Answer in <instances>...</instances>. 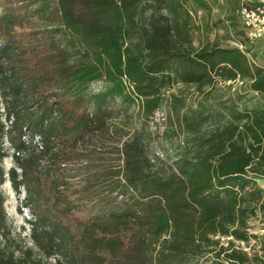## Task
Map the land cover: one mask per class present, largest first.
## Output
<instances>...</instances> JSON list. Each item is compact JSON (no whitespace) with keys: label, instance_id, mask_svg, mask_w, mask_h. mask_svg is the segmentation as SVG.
I'll list each match as a JSON object with an SVG mask.
<instances>
[{"label":"trees","instance_id":"trees-1","mask_svg":"<svg viewBox=\"0 0 264 264\" xmlns=\"http://www.w3.org/2000/svg\"><path fill=\"white\" fill-rule=\"evenodd\" d=\"M189 1L0 0V185L25 191L38 250L13 233L0 188V264H204L215 236L246 238L264 210V70L238 47L196 49ZM219 78L250 83L205 103ZM174 83L203 99L165 98ZM166 99L160 134L149 120Z\"/></svg>","mask_w":264,"mask_h":264},{"label":"rangeland","instance_id":"rangeland-1","mask_svg":"<svg viewBox=\"0 0 264 264\" xmlns=\"http://www.w3.org/2000/svg\"><path fill=\"white\" fill-rule=\"evenodd\" d=\"M205 2L208 6L207 8L199 6L192 0L187 3V7L193 16L191 36L194 47L200 49L204 46H211L213 44H217L221 48L238 47L245 53L248 59L253 57L260 60L261 55L264 52V42H252L247 38L243 29L241 17L238 13L240 0H205ZM23 30L24 29L22 28H18L17 31L22 32ZM217 81L218 90L212 95L211 99L205 100V103L207 104L215 102L216 96L223 94V91H227V89L234 92L237 88H241L245 91L248 89L247 85L250 83V80H245L243 84L229 83L220 78L217 79ZM102 86L103 84L100 83L93 87L94 89L99 90ZM207 89H209V86L206 87V90ZM171 94L183 96L185 98L186 107L191 105L197 106L199 101L203 99L202 94L198 92L194 85L186 86L182 83H174L172 88L166 91L165 98H170ZM116 101L117 100H113L112 102ZM239 106L243 108L242 102H239ZM186 107L184 109H186ZM160 109V118H163V113L164 118H166L165 124H163V127L166 129L168 125V115L171 110L170 101L167 99L164 100ZM160 122H162V119ZM183 137L184 135H182L180 139ZM3 166L6 171L12 166V159L10 156L4 158ZM257 183L262 190L264 203V175L257 176ZM0 188L6 196L5 208L13 233H21L25 245L33 247L34 250L38 251L29 235V219L33 215L27 207L22 206L25 191L17 193L9 180H6L4 184L0 185ZM75 214L79 218H85L87 215L84 210L77 211ZM247 223L245 239H239L232 236H215L214 240L218 243L209 247L212 252L204 257L203 263L216 264L218 259L215 258V252L218 251L221 246L231 248L232 245L235 246L237 250L246 252L250 258L258 256L264 260V210L259 209L256 215L248 218ZM20 243L21 242L19 241V244ZM3 247H6L4 242L0 244V248ZM222 258L224 257L222 256ZM46 264L56 263L54 260H48L46 261Z\"/></svg>","mask_w":264,"mask_h":264},{"label":"built area","instance_id":"built-area-1","mask_svg":"<svg viewBox=\"0 0 264 264\" xmlns=\"http://www.w3.org/2000/svg\"><path fill=\"white\" fill-rule=\"evenodd\" d=\"M238 13L241 17L243 29L245 31L247 38L252 42H258V41L264 42V0H240ZM249 60L252 64L260 66L264 70V52L261 55L260 60H257L253 57L249 58ZM125 82L129 90H134L133 84L128 82L126 79ZM228 82L243 84V81L240 79L236 81H228ZM256 94L258 95V92H256ZM0 112L3 114L2 119L5 122L7 129L12 121L11 120L9 122L7 121L5 115V108L3 104L1 105ZM159 114H161L160 108L156 109L154 114L150 117L149 126L152 131H156L162 134L165 130L163 124H165L166 118H164V113H163V118H160ZM161 119L162 122H160ZM4 144L7 147L10 146L7 137H5ZM50 260H54L55 263L57 264L56 258H50Z\"/></svg>","mask_w":264,"mask_h":264}]
</instances>
